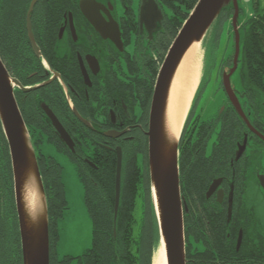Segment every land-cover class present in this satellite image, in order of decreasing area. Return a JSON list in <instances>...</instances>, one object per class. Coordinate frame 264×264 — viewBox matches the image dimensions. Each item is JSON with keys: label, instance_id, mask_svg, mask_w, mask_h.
Instances as JSON below:
<instances>
[{"label": "flooded vegetation", "instance_id": "flooded-vegetation-1", "mask_svg": "<svg viewBox=\"0 0 264 264\" xmlns=\"http://www.w3.org/2000/svg\"><path fill=\"white\" fill-rule=\"evenodd\" d=\"M39 1L31 13L33 39L29 7L0 9V24L19 34L11 41L23 49L19 63L2 60L22 85L14 93L46 194L59 175L66 197L63 158L80 179L114 161L117 174L119 150L121 179L136 174L145 188L158 78L193 0H87L84 8L81 0L51 8L37 7ZM234 74L241 110L223 72L216 84L204 79L179 142L186 264H264V90L242 87ZM3 127L0 117V207L9 216L14 179ZM49 146L54 156L44 152Z\"/></svg>", "mask_w": 264, "mask_h": 264}, {"label": "trees", "instance_id": "trees-1", "mask_svg": "<svg viewBox=\"0 0 264 264\" xmlns=\"http://www.w3.org/2000/svg\"><path fill=\"white\" fill-rule=\"evenodd\" d=\"M30 2L31 0H0V9L27 10ZM197 2L198 0H193L187 5L186 15L179 20L178 28L183 25L189 11ZM74 3L77 5L76 0H40L37 7H69ZM174 3L175 1L171 4L174 6ZM254 3V12L249 17L242 13V9L240 10L241 50L236 71L240 73L239 81L242 87L264 90V10L257 1ZM25 13L21 14V23H24ZM233 14L232 4L225 6L220 13L206 47L208 59L214 58V55L221 52V45L228 46ZM21 23L18 20L13 24L17 27ZM18 35L13 28L0 24V56L7 63L6 65L10 66V60L16 59V63L20 60L23 49L11 44ZM8 42V45L5 44ZM225 50L227 51V47ZM0 132L2 133V129ZM58 176L53 183L52 192L49 193L50 197L46 194L51 264H153L154 253L160 244V232L149 179L144 188L139 185L140 179L136 174L122 175L119 210L115 216V161L112 166H107L104 173L81 177L85 186V201L92 219V246L81 255H66L59 258L58 220L68 208V202L63 183ZM191 178L190 181L195 182L194 175ZM13 192L11 185L10 215L4 214L0 207V264H24ZM140 197L145 200V212L142 229L138 233L136 210Z\"/></svg>", "mask_w": 264, "mask_h": 264}, {"label": "water", "instance_id": "water-1", "mask_svg": "<svg viewBox=\"0 0 264 264\" xmlns=\"http://www.w3.org/2000/svg\"><path fill=\"white\" fill-rule=\"evenodd\" d=\"M37 2L38 0L31 1L27 17L28 29L32 39L33 33L31 13ZM86 3L87 0H81V8H84ZM229 4H232L234 7V14L231 22L235 32V52L233 57V67L231 68L229 74H224V85L236 107L241 110L230 80L231 75H233L238 68L241 50V34L239 32V17L241 8L238 0H198L170 47L164 65L162 66L155 90L154 105L151 113V127L149 132L151 191L160 232L159 247L164 240L168 264H186L178 149L191 107L183 125L178 142L174 148V153L168 158L164 154L161 144V127L166 95L169 90L172 75L175 72L177 64L187 47L194 40L204 42L208 36L207 33L209 32V29L213 24L215 25L224 7ZM207 41L208 40L206 39L205 49L207 47ZM33 47L36 53L40 55V50L35 41H33ZM201 80L202 78L200 79L199 86L201 84ZM21 86V83L16 78H12L10 76L8 69L0 57V117L4 125L3 128L8 140L12 160L14 197L21 237L23 262L24 264H51L48 204L45 187L39 170L36 154L33 149L32 153L35 161L34 169L46 204V219L40 222L37 235L33 238L30 237V232L27 228V221L22 203V181L26 169V147L24 137H26L29 142L30 140L14 93L15 87ZM76 114L78 113L76 112ZM59 130L61 131L63 137L67 139L65 130L62 127H59ZM121 168L122 154L121 150H119L116 174L115 216H117L120 204ZM154 190L157 191L158 203H156L154 198Z\"/></svg>", "mask_w": 264, "mask_h": 264}, {"label": "bare ground", "instance_id": "bare-ground-1", "mask_svg": "<svg viewBox=\"0 0 264 264\" xmlns=\"http://www.w3.org/2000/svg\"><path fill=\"white\" fill-rule=\"evenodd\" d=\"M201 41L194 40L187 47L175 72L172 75L165 100V109L161 127V144L164 154L169 158L183 129L192 101L201 79L198 57ZM240 57V56H239ZM236 72V71H235ZM26 169L22 185V203L30 237L37 235L39 224L46 219V204L34 169L35 161L30 142L24 137ZM157 191L154 198L158 203ZM153 264H168L164 240L158 248Z\"/></svg>", "mask_w": 264, "mask_h": 264}, {"label": "rangeland", "instance_id": "rangeland-1", "mask_svg": "<svg viewBox=\"0 0 264 264\" xmlns=\"http://www.w3.org/2000/svg\"><path fill=\"white\" fill-rule=\"evenodd\" d=\"M256 1L260 4V8L264 10V0H238L239 6L242 9V13L248 17L252 15L254 12V2ZM213 30L214 24L209 29V32L207 33L208 36L206 35V39L208 40L207 44L210 41L209 39L213 34ZM206 39L204 42L201 41V46L198 53L200 60V70L202 73L201 82L204 81V79L208 80V78H210L214 79L212 80V84L213 82L216 84V80L219 78V76H221V73L223 72L224 74H227L233 67L235 42L232 39L228 43V46H226L227 51L225 50V45H221V52H218L217 55H214V58L212 57L208 59L207 53L205 51L206 49L204 48L206 46ZM233 78H235V80L241 78L238 71L235 72ZM216 86L217 85H214L213 87ZM48 148L49 149L47 152H44L47 155L54 156L52 155L53 153L51 147L49 146ZM61 163L63 166L62 178L65 184L68 208L65 210L62 218L58 220L59 240L57 244V255L59 258H63L66 255H81L92 246V219L85 201L84 183L80 179L78 169L74 163H72L67 158H63ZM144 202L145 200L143 197L138 199V207L136 210V216L138 219L136 230L138 233H140L143 224L145 212ZM157 250L155 251V254Z\"/></svg>", "mask_w": 264, "mask_h": 264}]
</instances>
